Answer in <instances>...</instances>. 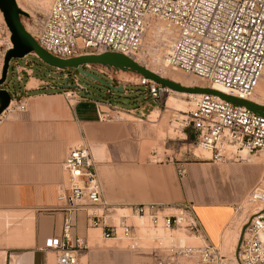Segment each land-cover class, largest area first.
I'll list each match as a JSON object with an SVG mask.
<instances>
[{
    "label": "built area",
    "instance_id": "2783aa9c",
    "mask_svg": "<svg viewBox=\"0 0 264 264\" xmlns=\"http://www.w3.org/2000/svg\"><path fill=\"white\" fill-rule=\"evenodd\" d=\"M155 24L162 25L171 35L162 59L165 68L200 78L204 88L217 83L224 89L220 92L235 98L252 95L264 72V0H52L29 34L41 48L60 59L103 52L132 56L142 51L147 30ZM12 67L18 82L23 75L28 78L33 72L27 62L14 61ZM83 67L109 80L121 71L102 64ZM66 70L59 71L68 83L71 75ZM41 83L53 84L45 80ZM69 84L83 89L77 76ZM135 84L144 87L148 98L157 103L171 91L142 76ZM120 85L126 91L127 83L121 81ZM65 96L80 98L74 90L66 91ZM104 105L106 109L96 110L100 122L117 120L121 114L136 110L112 105L110 101ZM26 109L24 97H12L0 119L4 113ZM187 117L196 143L210 151V159H226L229 146L248 153L264 152V116L244 106L201 93L192 97V109ZM227 159H233L232 155ZM62 167L65 182L56 188V209L63 213L62 232L59 237L47 238L43 244L44 249L55 252L57 264H80L76 251L81 243L79 239L74 244L71 241L72 217L80 210H85L92 226L102 227L105 238L130 242L137 239L136 227L126 222V216L121 215L115 224L106 222L103 214L97 212L103 210L102 186L96 161L84 142L69 146ZM178 171L180 175L185 173L183 168ZM247 204L253 212L243 224L234 262L264 264V177L250 190ZM129 209L132 216L147 217L154 242L148 253L156 257L157 264L180 263V259L192 264H229V259L203 238L191 203H181L170 212L155 204H134ZM175 230L201 237L204 243L180 244L175 239ZM128 246L147 249L131 243Z\"/></svg>",
    "mask_w": 264,
    "mask_h": 264
},
{
    "label": "crops",
    "instance_id": "0c3cea01",
    "mask_svg": "<svg viewBox=\"0 0 264 264\" xmlns=\"http://www.w3.org/2000/svg\"><path fill=\"white\" fill-rule=\"evenodd\" d=\"M23 90L31 92L24 97L26 111L4 113L0 119V264H57L55 252L43 244L62 232L63 213L56 209V188L66 178L62 163L84 126L96 120V110L106 106L91 98H67L66 90L45 86L32 75ZM106 169H97L107 188L101 192L103 210L123 204H155L163 209L181 204L169 167L132 166L110 177ZM193 183L202 190L200 177L195 176ZM193 211L205 241L221 247L222 232L234 214L231 206L200 203L193 204ZM72 223V244L75 239L81 243L76 251L80 264H157L148 252L105 238L102 227L92 226L85 210L73 214Z\"/></svg>",
    "mask_w": 264,
    "mask_h": 264
},
{
    "label": "rangeland",
    "instance_id": "374dc122",
    "mask_svg": "<svg viewBox=\"0 0 264 264\" xmlns=\"http://www.w3.org/2000/svg\"><path fill=\"white\" fill-rule=\"evenodd\" d=\"M15 1L17 6L28 14L27 17H21V22L29 33H32L52 2V0ZM9 36L10 32L2 18L0 20V76L3 57L8 49L7 40ZM163 45L165 46L163 40L158 41L152 38L148 45L144 42L142 51L139 52L136 58L140 63L158 71L155 55L159 56V50L163 48ZM150 54L153 55V60L150 58ZM14 61L19 64L27 62L32 68L31 75L33 77L51 83H62V72L48 66L39 60L35 54H29L22 59H11L5 82L0 88L6 89L13 99H17L19 96L25 97L26 94L31 93L23 90L27 80L26 74L23 75L21 82L16 80L15 71L12 67ZM123 72L125 73L118 71L113 75L112 80L101 75L114 86L120 85L121 81L127 83L126 91L120 93L109 91L105 86L85 80L73 68L65 71L67 75H71L68 83L72 82L73 76H77L83 89L62 88L59 90H74L80 98L95 99L103 104L110 101L112 105L128 109L136 108L132 114H121L120 118L110 122H100L96 117L93 123L84 126L82 135L71 145L78 141L84 142L96 161L97 169L107 167L105 175L109 177L112 174L118 175L123 170L130 171L132 166H141L142 168L148 166L169 167L173 169L175 189L178 192L177 197L180 203L189 202L192 205L200 203L229 204L234 214L222 232L221 247H216L220 254L229 259V264H235L233 254L238 250L240 238L244 231L243 224L253 212V208L247 204V197L256 182L264 177V155L261 153L262 151L247 155L252 162L240 158L228 160V156H226V159L221 160L201 158L209 157L210 154L196 143L194 132L188 123L187 114L192 109V97L171 90L161 103L154 102L148 98L144 87L135 84L138 81L136 76L138 74L130 71ZM158 72H164V70ZM174 73H181L185 76L190 75L182 72ZM262 79L263 75L253 95L263 88L261 86ZM198 81L202 82L199 79ZM202 85H205V83L202 82ZM193 153L197 154L194 156ZM179 168H183L185 173L180 175ZM202 174L203 176H201ZM195 176L200 177L202 180V190L197 191L193 183ZM101 186L103 191L107 189L103 181ZM131 206L117 205L107 212L106 210L97 212L107 216L105 217L106 222L115 224L121 215L126 216V222L136 227L137 239L130 242L129 240L117 238L116 241L123 245L136 244L147 248L140 251L148 252V248L154 246L153 231L149 227L147 218L141 221V219L138 220V218L132 216L129 209ZM123 208L125 210H121ZM170 211H173V209H167V212ZM141 224L143 227H141ZM237 230L239 232L238 237L235 236ZM174 235L179 243L181 238L185 239V244H180L201 245L204 243L202 238L197 239L195 236L186 235L181 231L175 230ZM167 240L166 237L164 243H167ZM179 262H184V260L180 259Z\"/></svg>",
    "mask_w": 264,
    "mask_h": 264
},
{
    "label": "water",
    "instance_id": "95a60500",
    "mask_svg": "<svg viewBox=\"0 0 264 264\" xmlns=\"http://www.w3.org/2000/svg\"><path fill=\"white\" fill-rule=\"evenodd\" d=\"M0 12L2 13L5 25L10 32L9 39L11 42V46L6 50L3 57L0 86L5 82L7 70L9 68V62L11 59H22L29 54H35L39 60L48 66L59 70L73 68L77 70V72L85 80L105 86L109 91L111 90L122 93L124 90L121 85L114 86L93 72L84 69L82 66L85 64H102L112 66L119 70L134 72L142 77L154 81L155 83L165 86L170 90L186 93L213 94L232 104L244 106L256 115L264 116V105H260L245 99L235 98L210 88H204L201 86H183L179 83L157 75L156 73L148 70L146 67L133 61L131 57H128L124 54L103 52L100 54H87L69 59H60L54 57L46 50L41 48L29 34V32L25 30L21 22V17H27L28 14L17 6L15 0H0ZM45 86H51L52 88L57 89L77 88L75 84L67 83L66 79H63L62 83H53L51 85L46 84ZM10 99L11 97L9 92L6 89L0 88V114L7 108Z\"/></svg>",
    "mask_w": 264,
    "mask_h": 264
},
{
    "label": "bare ground",
    "instance_id": "6f19581e",
    "mask_svg": "<svg viewBox=\"0 0 264 264\" xmlns=\"http://www.w3.org/2000/svg\"><path fill=\"white\" fill-rule=\"evenodd\" d=\"M16 2V1H15ZM17 4V3H16ZM3 18V16H2V13L0 12V20ZM28 29V28H27ZM9 38H10V36H9ZM152 38H155V39H157L158 41H160V40H163L164 41V44H165V46L163 45V48L162 49H160L159 50V56H156L155 55V60H156V62H157V66H158V71H162V70H164V72H158V71H156V70H154V69H152V68H149V67H147L146 65H144L143 63H140L139 62V60L136 58V56L139 54V53H136V54H134V55H132V56H128V57H131L132 58V60L133 61H135L136 63H138V64H140V65H142V66H144V67H146L148 70H150V71H152V72H154V73H156L157 75H159V76H161V77H163V78H167V79H169V80H171V81H174V82H176V83H179V84H181V85H183V86H187V87H192V86H203L202 85V82L200 83V81H198V79L199 80H201L200 78H198L197 79V77H195V76H193V75H188L187 73H184V72H182V71H180V70H178V69H167V68H165L164 67V65H163V56H164V54H165V51H166V48H167V46L169 45V43H170V41H171V35L169 34V31L168 30H165L164 29V27H162V25H160V24H155L152 28H150L149 30H147V33H146V35H145V38H144V40H143V44H144V42L145 43H147V45L150 43V41H151V39ZM8 42H7V46H8V48L11 46V43H10V39H8L7 40ZM127 56V55H126ZM135 56V57H134ZM150 58L153 60L154 59V57H153V55L152 54H150ZM120 72H122V73H125V72H123V71H120ZM174 72H182V73H184V74H186V75H188V76H191V77H188V76H185V75H183V74H181V73H174ZM137 76V78L140 76V75H136ZM136 78V77H135ZM202 81V80H201ZM260 82V81H259ZM260 84V83H259ZM258 85V84H257ZM261 86L263 87L261 90H259V92L257 93L256 92V94L255 95H253V93H252V95L250 96V97H246V99L245 100H249V101H251V102H254V103H257V104H260V105H264V72H263V79L261 80ZM260 86V87H261ZM209 87H211L210 89H216V90H219V91H224V89H222V87L219 85V84H217V83H213V84H211ZM256 88V87H255ZM255 90V89H254ZM175 92H177V91H175ZM254 92V91H253ZM181 94H183V95H188V96H190V97H195V96H198V94L199 93H181ZM170 102V101H169ZM172 103H173V101H171ZM168 103V102H167ZM171 104V103H170ZM169 104V105H170ZM171 106V105H170ZM154 111V110H153ZM155 113V112H154ZM163 132V131H162ZM200 146V145H199ZM201 147V146H200ZM206 150V149H205ZM195 151H196V149H195ZM207 152L210 154V156H209V159H210V157H211V153H210V151L209 150H207ZM259 152V151H258ZM198 153V152H197ZM196 153V154H197ZM263 155H264V152H261ZM194 155H196L195 153H193ZM248 154H250V153H248L245 149H237V148H234V147H231V146H229V147H227L226 148V155L228 156V155H232V158L233 159H242V160H251L250 158H248L247 157V155ZM233 155H237L238 156V158H236L235 156H233ZM198 156V155H197ZM205 156V155H204ZM206 157V156H205ZM109 209H106V212L108 211ZM121 210H125L124 208L123 209H121ZM98 211H100V212H103L101 209L100 210H98ZM104 217H107L106 215H104ZM133 217H135V218H138V220L139 219H141V221L142 220H144V219H146L147 217H145V216H133ZM138 225H140V224H138ZM142 225V224H141ZM141 227H143V225L141 226ZM141 227H139L140 229H142ZM141 231V230H140ZM141 238H143V236H141ZM140 238V239H141ZM196 238V237H195ZM185 242V239H183V238H181L180 239V243H184ZM185 244V243H184ZM234 259V258H233Z\"/></svg>",
    "mask_w": 264,
    "mask_h": 264
}]
</instances>
